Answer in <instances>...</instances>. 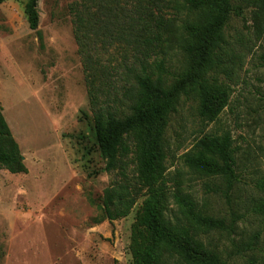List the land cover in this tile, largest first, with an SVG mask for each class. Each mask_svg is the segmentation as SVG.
Wrapping results in <instances>:
<instances>
[{
	"label": "rangeland",
	"instance_id": "374dc122",
	"mask_svg": "<svg viewBox=\"0 0 264 264\" xmlns=\"http://www.w3.org/2000/svg\"><path fill=\"white\" fill-rule=\"evenodd\" d=\"M26 1L0 3V109L27 168L13 174L0 167V264H133L131 233L145 196L112 221L97 207L116 175L102 170L73 35L80 0H38L35 30ZM232 2L243 11L227 21L221 62L210 73L226 88L227 103L209 121L199 116L193 93L180 95L163 135L164 176L169 194L178 188L207 214L226 216L225 179L202 175L185 156L200 140L229 133L238 179L232 198L244 214L233 232L242 250L229 264H264V191L257 188L264 182V15L247 0ZM143 3L161 24V46L151 60L162 62L158 72L170 84L186 65L182 25L192 13L185 0ZM168 201L171 219L176 206ZM199 234L208 248H226L224 233Z\"/></svg>",
	"mask_w": 264,
	"mask_h": 264
},
{
	"label": "trees",
	"instance_id": "16d2710c",
	"mask_svg": "<svg viewBox=\"0 0 264 264\" xmlns=\"http://www.w3.org/2000/svg\"><path fill=\"white\" fill-rule=\"evenodd\" d=\"M37 2L27 0L24 6L31 30L39 22ZM143 2L80 0L79 7L73 9V35L95 141L104 161L102 170L116 175L103 190L97 207L103 219L112 221L126 217L138 198L145 196L131 233L133 264H229L242 250L233 232L244 217L234 208L232 198L238 182L233 139L229 133L202 139L195 152L185 156L187 165L202 175L225 179L227 187L221 192L227 213L214 217L182 190L176 188L169 194L163 135L169 113L182 94L193 93L199 116L209 121L225 107L228 92L210 73L221 62L223 29L231 14L241 15L243 7L232 0H185L192 13V19L182 25L186 65L166 84L158 72L162 62L151 60L161 46V24L151 20ZM247 2L263 17L264 0ZM129 162L134 164L132 174ZM0 167L13 174L27 171L1 109ZM257 188L264 191V182ZM169 197L176 206L171 219L167 216ZM213 230L226 235L223 251L208 248L199 237L200 232Z\"/></svg>",
	"mask_w": 264,
	"mask_h": 264
}]
</instances>
